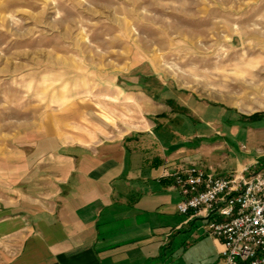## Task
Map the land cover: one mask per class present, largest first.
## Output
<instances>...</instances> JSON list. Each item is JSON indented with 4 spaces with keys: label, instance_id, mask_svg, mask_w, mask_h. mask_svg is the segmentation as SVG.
Returning <instances> with one entry per match:
<instances>
[{
    "label": "rangeland",
    "instance_id": "rangeland-1",
    "mask_svg": "<svg viewBox=\"0 0 264 264\" xmlns=\"http://www.w3.org/2000/svg\"><path fill=\"white\" fill-rule=\"evenodd\" d=\"M210 105L264 115V0H0V197L27 130L135 116L198 142L182 115Z\"/></svg>",
    "mask_w": 264,
    "mask_h": 264
},
{
    "label": "crops",
    "instance_id": "crops-1",
    "mask_svg": "<svg viewBox=\"0 0 264 264\" xmlns=\"http://www.w3.org/2000/svg\"><path fill=\"white\" fill-rule=\"evenodd\" d=\"M193 108L181 114L199 125L198 142L135 116L121 129L81 115L22 133L7 166L14 187L0 197V264H223L204 213H178L171 175L182 165L220 177L264 169V115Z\"/></svg>",
    "mask_w": 264,
    "mask_h": 264
},
{
    "label": "built area",
    "instance_id": "built-area-1",
    "mask_svg": "<svg viewBox=\"0 0 264 264\" xmlns=\"http://www.w3.org/2000/svg\"><path fill=\"white\" fill-rule=\"evenodd\" d=\"M183 216L204 213L205 233L222 243L223 264H264V169L217 176L195 165L171 175Z\"/></svg>",
    "mask_w": 264,
    "mask_h": 264
}]
</instances>
